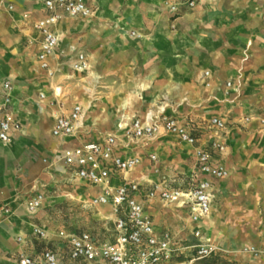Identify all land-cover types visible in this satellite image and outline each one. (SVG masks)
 <instances>
[{"label":"crops","instance_id":"0c3cea01","mask_svg":"<svg viewBox=\"0 0 264 264\" xmlns=\"http://www.w3.org/2000/svg\"><path fill=\"white\" fill-rule=\"evenodd\" d=\"M88 1L95 8L91 16L64 17L56 26L60 41L51 61L60 72L52 82L37 61L40 34L32 25L46 14L43 0H0V99L4 81L10 80L20 124L10 141L0 140V264H19L21 254L39 256L46 249L58 254L60 264H90L71 258L67 241L59 236L63 230L51 229L52 223L44 216L49 202L73 198L104 221V233L96 228L82 231H89L98 241L114 238L111 203L92 205L91 199L101 188L79 177L77 166L62 159L68 149L102 141L109 134L117 136V154L143 159L126 172L111 167L112 182L137 180L141 184L138 196L157 232L177 233L184 253L193 252L192 246L203 240L220 246V254H228L237 264H258L240 250L250 245L264 247V125L255 118L245 119L251 116L249 106L264 116V0H197L195 7L181 6L178 12H171L168 3L182 0ZM132 30L142 36H131ZM72 46L87 55V71H74ZM205 71L211 73L210 87L204 85ZM90 72L105 76L101 84L111 92H106L104 103L88 111L86 95L103 86L96 75L90 78ZM81 73L88 75L87 89H71V76ZM227 81L231 86H226ZM56 84L63 87L60 113L68 114L76 103L84 107L73 135L52 133L56 110L49 102ZM148 110L154 118L165 113L188 124L201 145L214 137L211 117H224L227 151L216 157L231 174L220 179L202 174L194 147L170 133L163 132L147 147L143 140L129 138L126 130L131 119L144 117ZM147 152L157 154L158 173ZM192 177L207 178L213 184L211 211L197 223L181 202L168 204L147 196V190L163 179L172 188H188ZM54 188L63 193L46 194ZM40 193L43 207L32 213L27 203ZM180 215L185 216L180 220ZM35 226L48 229L47 237L35 236ZM196 227L200 238L193 235ZM192 228L193 239H189ZM32 234L38 248L29 238Z\"/></svg>","mask_w":264,"mask_h":264},{"label":"built area","instance_id":"2783aa9c","mask_svg":"<svg viewBox=\"0 0 264 264\" xmlns=\"http://www.w3.org/2000/svg\"><path fill=\"white\" fill-rule=\"evenodd\" d=\"M197 0H182L181 3L171 5L173 12H178L181 6L194 7ZM46 14L32 21L33 27L40 34L37 61L39 66L53 79L60 70L58 65L52 64V57L59 44L60 36L56 30L58 22L64 17H89L95 8L88 0H43ZM29 18V15H24ZM76 51L73 69L77 72L87 71L90 63L83 51ZM210 71L203 73L204 85L209 87ZM231 86V81L226 82ZM14 86L10 80L3 83L4 94L0 99V140H11L12 131L20 127L15 116ZM54 98L52 103L59 102L63 87L56 84L52 87ZM45 97V93L40 94ZM84 114V107L76 103L68 113L56 115L52 128L55 136L73 135L76 133L78 122ZM247 121L250 117L245 118ZM264 121V119H262ZM210 126L214 130V137L207 145L198 143V137L193 134L188 124L178 118L163 113L154 118L152 110H148L144 117L134 116L126 135L133 140L148 142L156 138L159 133L167 132L175 136L180 142H186L194 147V156L199 170L210 178H225L231 174L230 169L220 160L217 154L227 151L226 130L227 120L214 115L210 119ZM117 136L109 134L102 141H91L68 149L62 159L67 165L77 166L79 177L100 187L101 192L90 201L92 205L111 203L114 214L115 236L111 239L98 241L89 231L67 232L60 231L59 236L67 241L70 257L83 259L90 264H194L197 260L220 253L221 249L208 242L200 240L195 243L192 255L182 258L184 247L179 243V236L171 230L157 232L152 215L147 211L139 198L141 184L137 180H124L114 185L111 167L118 171H129L141 162V157H124L117 154ZM152 161L157 160V154L148 153ZM192 185L188 188H172L162 182L154 183L148 190L151 199L160 198L168 204L181 202L190 211L193 222L201 221L211 211L212 181L207 178L196 180L192 177ZM42 194H36L27 203L30 212L37 211L42 205ZM10 212V208H6ZM37 237H47L46 231L34 227ZM194 236L201 237V230L196 227ZM257 260L264 264V247L251 245L246 248ZM19 264H60L59 256L50 249L44 250L39 256L21 254Z\"/></svg>","mask_w":264,"mask_h":264},{"label":"rangeland","instance_id":"374dc122","mask_svg":"<svg viewBox=\"0 0 264 264\" xmlns=\"http://www.w3.org/2000/svg\"><path fill=\"white\" fill-rule=\"evenodd\" d=\"M171 5L172 4L168 3L170 11L173 12L172 9H171ZM10 8H12V6H10ZM190 8H193V7H190ZM129 34L131 36L136 37V38H140L142 36L141 33H139L136 30L130 31ZM76 50L78 51L77 48H76ZM38 68L39 67L36 66V69H38ZM59 72H60V70L58 71L56 76L59 74ZM75 72H77V71H75ZM89 75H90V78H94V76L96 74L94 75L93 73L90 72ZM56 76L53 79H51L50 77L49 78L51 79L52 82L53 81L56 82ZM87 76L84 73H81V74L75 75L74 77H72V76H71V78L69 77L70 80L74 82L73 85L70 86L71 89H80V88L84 89V90L87 89L86 86L84 85L85 81H87V79L85 78ZM105 78L106 77L103 76V75H96V79L98 80V82L100 84H101V80H103ZM101 85H103V84H101ZM110 90H111V88L104 87V85H103L102 87L98 88L97 92H94L91 95H86V96H88V100H89V104H88V107H87L88 109L87 110L90 111V110L94 109V107L96 106V104L98 102H103L104 103V100H105L104 97H107V93L106 92H111ZM108 104L114 106V103H112V102H110V103L108 102ZM49 106L56 110L55 111L56 114L54 116V117H56V115L60 114V112L63 110L64 101H63V99H61V101H59V102H54V103L49 102ZM252 107L253 106H251V107L249 106V109H248V112L251 115L250 119L251 118H255V119H257L259 121V123L261 125H264V121H262V119H264V116H262L261 114H255ZM161 134H163V132L159 133V135L156 138H154L152 140H149V141L156 140ZM93 137L97 138V136H93ZM148 142H145V141L143 142V143H145L146 147L148 146ZM148 153L149 152L146 153V156H148ZM148 158H149V156H148ZM142 162H143V159L141 158L140 164ZM158 162H159V158H157L156 161H152L151 160V163L154 165V171L157 172V173L160 171V167L158 165ZM62 193H63V191L61 189H57V188H54V189L46 192V194H48L50 196H52V195H61ZM40 194H42L43 201H44L43 193H40ZM43 201H42V205H43ZM42 205H41L40 209L43 207ZM40 209L38 211H40ZM44 210H45L44 216L52 223V228L51 229L54 230V232H57L59 230H65V231L67 230V231H70V232H77L78 233V232H81L83 229L96 228L101 233H104V230L102 229L104 221L103 220H98L97 216L94 215L95 212L92 209L86 210L85 208H83L81 206L80 203L74 201L73 198L62 200V201L59 200V201L54 202V203L53 202H49L45 206ZM11 213H12V211L10 210L9 214H11ZM184 216L185 215H180V220L182 218H184ZM193 229L194 228H192L190 231L188 230L189 231V234H188V238L189 239H193V235L194 234L193 235L191 234ZM44 230L46 231V233H48L47 232L48 229L45 228ZM29 238L34 243L35 247L38 248L39 245H38V242L35 240L34 235L32 234V236H30ZM18 239H19V241H23L24 237L20 236V237H18ZM29 243H31V242L29 241ZM33 243H31L30 245H32ZM215 246H217V245H215ZM217 247H219L221 249L220 246H217ZM247 247H249V246H247ZM247 247H243L240 251H243V252L247 253L248 255H251V257H253L254 259H256L251 253L246 251ZM192 254H194L192 252V250L190 252H185L184 254H182V258H185L186 256H189V255H192ZM218 259L219 260L216 263L210 262L209 259L208 260L207 259H203V260L199 259L194 264H211V263L212 264H237L236 261H233V260L229 259L228 258V254H226L224 252L220 254Z\"/></svg>","mask_w":264,"mask_h":264},{"label":"trees","instance_id":"16d2710c","mask_svg":"<svg viewBox=\"0 0 264 264\" xmlns=\"http://www.w3.org/2000/svg\"><path fill=\"white\" fill-rule=\"evenodd\" d=\"M220 256V254L218 253V254H216V255H212V256H210V257H205V258H202V260L203 259H209V261L210 262H212V263H216L219 259H218V257ZM213 258V259H212ZM211 259V260H210ZM227 262V261H226ZM211 263V264H212Z\"/></svg>","mask_w":264,"mask_h":264}]
</instances>
